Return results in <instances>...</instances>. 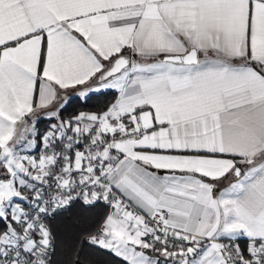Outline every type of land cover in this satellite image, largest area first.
<instances>
[{"label":"snow or ice","instance_id":"snow-or-ice-1","mask_svg":"<svg viewBox=\"0 0 264 264\" xmlns=\"http://www.w3.org/2000/svg\"><path fill=\"white\" fill-rule=\"evenodd\" d=\"M0 264H264V0H0Z\"/></svg>","mask_w":264,"mask_h":264},{"label":"trees","instance_id":"trees-1","mask_svg":"<svg viewBox=\"0 0 264 264\" xmlns=\"http://www.w3.org/2000/svg\"><path fill=\"white\" fill-rule=\"evenodd\" d=\"M110 99H111L110 96H101V95L97 94L96 96L93 97L92 101L89 102V107L92 108L95 106H103V104H105ZM77 108H83V105L81 102H79L73 98L72 102H71L70 111L72 109H77ZM95 211H99V210H95ZM89 214H91V213H89L87 210L82 209L79 206H77L76 208H74L72 210V212L68 213L67 216L60 218L59 223L63 227L64 225L69 224L74 218H76L78 216H82V215H89ZM96 259L103 262L104 260L107 259V257L97 256Z\"/></svg>","mask_w":264,"mask_h":264}]
</instances>
